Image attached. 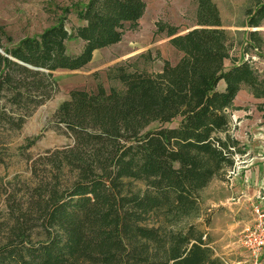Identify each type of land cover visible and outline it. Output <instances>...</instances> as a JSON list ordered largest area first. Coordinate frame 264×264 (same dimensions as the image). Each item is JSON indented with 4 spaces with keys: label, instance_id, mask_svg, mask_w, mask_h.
Returning a JSON list of instances; mask_svg holds the SVG:
<instances>
[{
    "label": "trees",
    "instance_id": "obj_1",
    "mask_svg": "<svg viewBox=\"0 0 264 264\" xmlns=\"http://www.w3.org/2000/svg\"><path fill=\"white\" fill-rule=\"evenodd\" d=\"M195 3L199 27L177 34V27L157 23L156 32L171 37L180 54L176 63L164 60L156 73L117 66L122 90L106 91L98 82L94 92L70 90L59 104L54 118L73 145L48 157L55 182L46 192L35 189L27 210L15 218L0 243V264H223L196 225H171L192 216L200 191L233 167L242 150L228 132L227 111L242 86L263 97L264 79L248 61L225 67L228 34L219 9L213 0ZM145 7L143 0H87L76 11L83 24L71 32L61 16L17 42L6 37L4 43L0 27V127L20 129L51 96L53 71L86 66L94 51L119 43L126 27L135 28ZM245 15L247 26L259 27L264 1ZM248 35L262 43L257 30ZM71 38L83 42L75 55L67 52ZM176 118V127L164 126ZM153 122L158 127L145 130ZM3 193L0 180V198ZM32 220L43 231L35 242L24 225Z\"/></svg>",
    "mask_w": 264,
    "mask_h": 264
},
{
    "label": "rangeland",
    "instance_id": "obj_2",
    "mask_svg": "<svg viewBox=\"0 0 264 264\" xmlns=\"http://www.w3.org/2000/svg\"><path fill=\"white\" fill-rule=\"evenodd\" d=\"M87 0H0V27L6 37L17 42L33 36L55 24L65 16V27L71 32L83 24L76 11ZM145 11L135 28L126 27L122 40L110 47L94 51L91 61L78 70L58 69L52 72L56 87L49 99L34 108L21 128L6 130L0 127V180L4 193L0 198V243L10 236L16 217L29 207L35 189L46 192L55 182L57 172L48 157L52 152L71 147L73 136L54 118L59 104L69 97L72 89L96 90L100 82L106 91L122 90L116 79L117 66L126 71H161L163 61L176 63L180 54L169 43L171 37L157 33V23L177 27V34L185 33L196 24L195 0H143ZM221 18V28L228 34L229 58L225 67L248 61L264 79V20L257 28L246 25V9H253L257 0H213ZM264 1V0H259ZM257 30L262 43L251 42L248 33ZM83 42L71 38L67 52L75 55ZM225 83H218V90ZM228 132L239 141L242 150L234 155L231 169L214 178L200 191L199 208L187 218L171 225L181 230L192 223L207 235L215 256L223 264H252L242 245L245 230L256 222L252 204L264 208V96L256 98L247 86L237 93L228 111ZM180 118L165 124L176 127ZM153 122L145 130L155 129ZM37 137L31 146L28 138ZM69 175L60 176L65 182ZM137 188L144 189L141 182ZM44 192V193H45ZM33 199V198H32ZM21 220V219H20ZM33 242L43 238V231L35 221L24 223ZM264 264V251L262 257Z\"/></svg>",
    "mask_w": 264,
    "mask_h": 264
},
{
    "label": "built area",
    "instance_id": "obj_3",
    "mask_svg": "<svg viewBox=\"0 0 264 264\" xmlns=\"http://www.w3.org/2000/svg\"><path fill=\"white\" fill-rule=\"evenodd\" d=\"M256 222L248 226L242 239V245L248 252L252 264H262L264 251V208L252 204Z\"/></svg>",
    "mask_w": 264,
    "mask_h": 264
},
{
    "label": "water",
    "instance_id": "obj_4",
    "mask_svg": "<svg viewBox=\"0 0 264 264\" xmlns=\"http://www.w3.org/2000/svg\"><path fill=\"white\" fill-rule=\"evenodd\" d=\"M0 52H1V50H0Z\"/></svg>",
    "mask_w": 264,
    "mask_h": 264
}]
</instances>
